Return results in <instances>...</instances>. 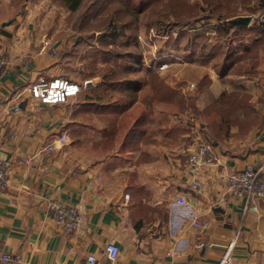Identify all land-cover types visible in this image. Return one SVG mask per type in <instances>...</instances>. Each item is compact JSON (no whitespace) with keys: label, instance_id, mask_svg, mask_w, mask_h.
Here are the masks:
<instances>
[{"label":"crops","instance_id":"0c3cea01","mask_svg":"<svg viewBox=\"0 0 264 264\" xmlns=\"http://www.w3.org/2000/svg\"><path fill=\"white\" fill-rule=\"evenodd\" d=\"M24 3L0 0L8 59L0 71V162L9 164L0 255H19L15 264H91L89 255L97 264H217L238 235L232 264H264V200L247 212L220 179L247 163L264 176V0H244L242 15L252 20L229 67L177 73L176 103L167 96L170 70L81 79L71 67L82 42L56 41ZM54 76L81 83L80 93L44 104L26 89ZM61 134L67 140L58 141ZM201 139L213 142L215 159L194 168L188 158ZM54 203L78 206L82 226H59ZM111 241L120 247L113 261Z\"/></svg>","mask_w":264,"mask_h":264},{"label":"rangeland","instance_id":"374dc122","mask_svg":"<svg viewBox=\"0 0 264 264\" xmlns=\"http://www.w3.org/2000/svg\"><path fill=\"white\" fill-rule=\"evenodd\" d=\"M28 3L37 10L46 34L60 43L68 41L69 47H76V40L82 42L77 45L80 61L71 67L81 79L90 74L110 75L111 71V78L126 79L141 71L170 70L175 77L170 79V87L175 90L178 72L192 73L201 67L222 70L231 63L227 54L233 50L231 59H235L244 45V29L198 36L195 47L188 36L176 40V34H159L160 21L179 26L198 18L206 5L216 10L215 17L238 16L244 13V0H84L76 11H71L65 0H25L24 4ZM126 6L140 11L139 20ZM138 57L141 62L130 68L129 63ZM169 98L176 103V93L169 92ZM226 115L231 114L228 111Z\"/></svg>","mask_w":264,"mask_h":264},{"label":"built area","instance_id":"2783aa9c","mask_svg":"<svg viewBox=\"0 0 264 264\" xmlns=\"http://www.w3.org/2000/svg\"><path fill=\"white\" fill-rule=\"evenodd\" d=\"M264 23V15H262ZM202 29V27H201ZM213 33V32H212ZM46 47L51 53H56V46L52 45L51 40L46 38L44 41ZM7 55L0 47V71L7 66ZM26 89L32 95L44 104H61L67 102L70 98L77 96L81 91V85L76 80H72L65 76H54L47 81L41 83H30ZM66 134L58 136V141L67 140ZM56 147L53 144L48 145L46 150L52 151ZM214 145L207 141H198L196 148L189 154V164L198 168L204 164L211 163L215 159ZM9 176V164L7 161L0 162V187H5ZM225 183L228 193L234 197L243 200V209L247 212H258L259 202L264 200V176L259 168L253 163H247L245 167L238 171H228L220 176ZM198 190L202 187V182L196 179L193 183ZM126 198H130V194H125ZM179 202H185L180 197ZM51 214L56 223L67 231H75L82 226L85 220L83 211L75 205L65 203H54L51 205ZM200 224V223H198ZM238 237V235H237ZM237 237L230 240L226 249L217 264H232L233 250L236 245ZM120 253V247L117 243L111 241L106 245V255L110 260H115ZM0 259L4 264H15L20 260L19 255H15L8 251H3ZM88 260L91 264H97V257L89 255Z\"/></svg>","mask_w":264,"mask_h":264},{"label":"trees","instance_id":"16d2710c","mask_svg":"<svg viewBox=\"0 0 264 264\" xmlns=\"http://www.w3.org/2000/svg\"><path fill=\"white\" fill-rule=\"evenodd\" d=\"M84 0H65V3L67 5V7L71 10V11H76L78 9H80V7L82 6ZM126 4V2H122V4ZM128 7V11L130 12V15H133L135 18V20H139L140 18V11H137L129 6ZM202 14L196 18L193 19L192 21H184L182 23H180L179 26H176V23H172L170 21H160V25H159V34H166V35H174L176 40H179V38L181 36H188L190 42L192 43L191 47H195L196 45V39L198 36L201 37H210V34H216L217 30L218 33L221 34L222 33H231L233 30H239V29H244V25L243 24H236L232 22V18L233 17H220L219 15H217V17H215L216 14V10L213 7H210L208 5H206L202 10ZM239 15H242L240 13H238ZM236 14V15H238ZM264 15V14H263ZM236 17V16H234ZM261 24L264 30V23L262 22V17H261ZM176 27V28H175ZM202 27V29H201ZM214 31V32H213ZM213 32V33H212ZM233 41V38L231 39ZM234 42V41H233ZM237 48V47H236ZM234 51L232 50L230 53L227 54V59H230L233 55ZM142 57H138L137 60H135V63H129V67L132 68L134 66H136L138 63H140ZM143 62V61H142ZM229 67L228 63H226L225 67ZM138 67V66H137ZM224 67V68H225ZM169 92H171L173 95L176 93V91L174 89H169L168 90V98H169ZM170 99V98H169ZM201 141H207L210 142L211 144H213V142L205 139H201Z\"/></svg>","mask_w":264,"mask_h":264},{"label":"water","instance_id":"95a60500","mask_svg":"<svg viewBox=\"0 0 264 264\" xmlns=\"http://www.w3.org/2000/svg\"><path fill=\"white\" fill-rule=\"evenodd\" d=\"M252 20L250 15H238L232 19L233 23L247 25Z\"/></svg>","mask_w":264,"mask_h":264},{"label":"bare ground","instance_id":"6f19581e","mask_svg":"<svg viewBox=\"0 0 264 264\" xmlns=\"http://www.w3.org/2000/svg\"><path fill=\"white\" fill-rule=\"evenodd\" d=\"M72 80H73V79H72ZM86 83H87V82L85 81V83H84V84H86ZM80 85H81V89H82V86H83V85H82L81 83H80ZM70 99H71V98H70ZM70 99H69V100H70ZM69 100H68V101H69Z\"/></svg>","mask_w":264,"mask_h":264}]
</instances>
